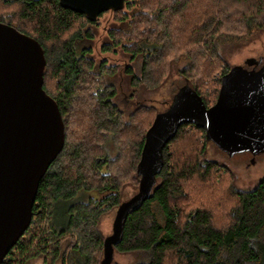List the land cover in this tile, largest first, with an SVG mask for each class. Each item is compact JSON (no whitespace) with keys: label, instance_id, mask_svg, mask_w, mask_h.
I'll return each mask as SVG.
<instances>
[{"label":"trees","instance_id":"1","mask_svg":"<svg viewBox=\"0 0 264 264\" xmlns=\"http://www.w3.org/2000/svg\"><path fill=\"white\" fill-rule=\"evenodd\" d=\"M110 12L119 25L109 28L102 50L141 57L139 74L96 60L88 43L97 19L60 0H0V21L41 43L43 86L65 124L64 147L40 181L32 221L1 264H101V218L118 209L127 184L139 189L146 132L170 107L156 109L144 91L177 72L211 106L232 67L226 48L264 32V0H126ZM121 69L133 86L132 105L117 99L113 78ZM209 143L204 128L179 127L151 196L130 210L114 251L135 254L132 264H264V174L253 187L237 186L228 165L207 157Z\"/></svg>","mask_w":264,"mask_h":264},{"label":"water","instance_id":"2","mask_svg":"<svg viewBox=\"0 0 264 264\" xmlns=\"http://www.w3.org/2000/svg\"><path fill=\"white\" fill-rule=\"evenodd\" d=\"M94 20L120 10L126 0H60ZM46 57L41 43L0 21V264L28 229L40 181L64 147L65 124L57 101L44 89ZM222 76L216 102L184 85L174 103L157 113L146 132L139 162L138 191L118 207L113 232L106 236L101 264H111L113 245L131 209L152 194L164 166V147L179 127L192 123L229 156L264 152V63L249 58ZM250 65H255L250 68Z\"/></svg>","mask_w":264,"mask_h":264},{"label":"rangeland","instance_id":"3","mask_svg":"<svg viewBox=\"0 0 264 264\" xmlns=\"http://www.w3.org/2000/svg\"><path fill=\"white\" fill-rule=\"evenodd\" d=\"M110 11L111 10L96 18L99 24L92 26L94 35L88 43L92 46V54L96 60H106L109 65H118L119 67L132 65L134 70L139 74L142 63L141 57L132 59L131 55L121 48L109 52L102 50V44L108 39L109 28L114 25H119V23L115 22L113 14ZM224 54L231 66H248L246 60L249 58H255L264 63V32L259 33V35L250 42L227 47ZM119 73V75H115L113 78L119 92L117 99L128 102L133 86L130 83L129 76L126 75L124 70L121 69ZM215 76H217V74ZM183 83L184 79L177 74V72H174L162 87L157 90L144 91L143 96L147 97L149 104H152L156 109L163 110L174 103L176 99L174 92L180 91L184 86ZM132 102H128V105H132ZM128 107L130 108V106ZM108 148V152L114 155L115 150L112 144H109ZM251 156L252 154L247 152L236 153L233 156H229L226 152L219 149L216 144L209 143L207 146V157L228 165L236 175L235 181L237 186L242 188L253 187L264 174V152L257 155L255 162L251 161ZM137 191L138 188H135L131 184H127L123 189V200L129 199ZM59 212H61V210ZM116 212L117 208L112 209L106 212L101 218L100 228L105 236L113 232ZM136 257L137 256L133 253H120L114 251L113 262L111 264H132L136 260ZM29 264H44V262L42 258H36Z\"/></svg>","mask_w":264,"mask_h":264},{"label":"flooded vegetation","instance_id":"4","mask_svg":"<svg viewBox=\"0 0 264 264\" xmlns=\"http://www.w3.org/2000/svg\"><path fill=\"white\" fill-rule=\"evenodd\" d=\"M254 66H255V65H250V68H251V67H254ZM247 153H250V152H247ZM256 157H257V156H256ZM252 158H253V155L251 156V161L253 162V159H252ZM255 160H256V158L254 159V162H255Z\"/></svg>","mask_w":264,"mask_h":264},{"label":"built area","instance_id":"5","mask_svg":"<svg viewBox=\"0 0 264 264\" xmlns=\"http://www.w3.org/2000/svg\"><path fill=\"white\" fill-rule=\"evenodd\" d=\"M46 225H48V223H46ZM5 259V258H4Z\"/></svg>","mask_w":264,"mask_h":264}]
</instances>
